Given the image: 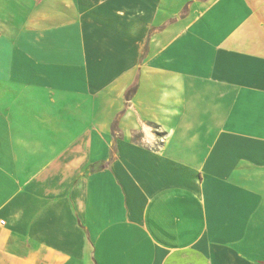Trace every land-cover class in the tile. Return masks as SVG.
Here are the masks:
<instances>
[{"label": "crops", "instance_id": "crops-1", "mask_svg": "<svg viewBox=\"0 0 264 264\" xmlns=\"http://www.w3.org/2000/svg\"><path fill=\"white\" fill-rule=\"evenodd\" d=\"M0 0V264H264V0Z\"/></svg>", "mask_w": 264, "mask_h": 264}, {"label": "rangeland", "instance_id": "rangeland-1", "mask_svg": "<svg viewBox=\"0 0 264 264\" xmlns=\"http://www.w3.org/2000/svg\"><path fill=\"white\" fill-rule=\"evenodd\" d=\"M191 1L192 0H170L169 5H170V8L174 9V11L180 10V9L182 10Z\"/></svg>", "mask_w": 264, "mask_h": 264}, {"label": "built area", "instance_id": "built-area-1", "mask_svg": "<svg viewBox=\"0 0 264 264\" xmlns=\"http://www.w3.org/2000/svg\"><path fill=\"white\" fill-rule=\"evenodd\" d=\"M0 223H4V221L3 220H0Z\"/></svg>", "mask_w": 264, "mask_h": 264}]
</instances>
